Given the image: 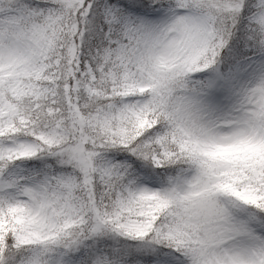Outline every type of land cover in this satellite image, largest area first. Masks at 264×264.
Listing matches in <instances>:
<instances>
[{"label": "snow or ice", "instance_id": "obj_1", "mask_svg": "<svg viewBox=\"0 0 264 264\" xmlns=\"http://www.w3.org/2000/svg\"><path fill=\"white\" fill-rule=\"evenodd\" d=\"M0 264H264V0H0Z\"/></svg>", "mask_w": 264, "mask_h": 264}]
</instances>
